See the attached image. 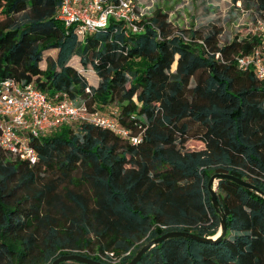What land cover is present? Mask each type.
Segmentation results:
<instances>
[{"label":"trees","instance_id":"16d2710c","mask_svg":"<svg viewBox=\"0 0 264 264\" xmlns=\"http://www.w3.org/2000/svg\"><path fill=\"white\" fill-rule=\"evenodd\" d=\"M230 2L264 13V0ZM58 5L0 0V83L65 93L141 140L81 123L32 137L34 164L0 148V264L71 254L128 264L168 232L215 242L165 239L137 264H264V196L219 180L226 233L216 240L207 191L211 176L227 174L264 193V81L236 63L258 43L248 26L221 43L215 27L173 32L158 9L135 21L138 32L111 19L79 36ZM191 141L200 148L187 149Z\"/></svg>","mask_w":264,"mask_h":264},{"label":"built area","instance_id":"2783aa9c","mask_svg":"<svg viewBox=\"0 0 264 264\" xmlns=\"http://www.w3.org/2000/svg\"><path fill=\"white\" fill-rule=\"evenodd\" d=\"M235 5L241 8L240 2ZM242 13L252 20L239 29L248 26L246 35L256 37L258 43L249 53L238 56L236 63L239 69L252 71L258 80L264 81V13L255 9ZM56 14L66 27L76 23L79 36L106 27L111 19L122 22L130 31L140 30L135 24L140 13L129 0H59ZM81 123L113 132L133 145L141 140L140 136H130L114 116L89 110L83 102L65 93L48 96L33 84L13 79L0 83V148L20 160L36 163L37 153L29 144L32 137H44L62 126Z\"/></svg>","mask_w":264,"mask_h":264},{"label":"rangeland","instance_id":"374dc122","mask_svg":"<svg viewBox=\"0 0 264 264\" xmlns=\"http://www.w3.org/2000/svg\"><path fill=\"white\" fill-rule=\"evenodd\" d=\"M135 6L140 18L147 19L158 9L168 16L173 32L189 33L192 29L200 28L206 34L210 27L222 31L221 43L228 42L244 22L252 18L242 16V10L254 9L253 5L247 6L232 4L230 0H129ZM88 82L95 85L97 78L86 73ZM193 85V82H191ZM186 148H200L199 143L191 141ZM217 183H215L216 189ZM219 231V230H218ZM89 254L92 255V252Z\"/></svg>","mask_w":264,"mask_h":264},{"label":"water","instance_id":"95a60500","mask_svg":"<svg viewBox=\"0 0 264 264\" xmlns=\"http://www.w3.org/2000/svg\"><path fill=\"white\" fill-rule=\"evenodd\" d=\"M222 179H228L233 181L235 184L244 187L246 189L255 191L257 194L264 196V193L261 192L259 189H257L254 185L241 180L239 178H236L234 176L231 175H227V174H214L213 176L210 177V179L207 182V191L210 195V203L212 204V207L215 211V213L217 214V216L220 218L221 222H220V228L218 231V234L216 235V238L214 239H221L225 233H226V223H225V217L223 215V213L221 212L220 208H219V204L217 201V195H216V190H215V183H218L219 180ZM176 237H182V238H188V239H192L194 241L197 242H201V243H211V242H215V240L213 239H208V238H201L197 235L194 234H190V233H186V232H168L165 233L164 235H162L159 238L153 239L151 241H149L148 243H146L136 254L135 256L132 258V260H130V262L128 264H137L141 257L152 247H154L155 245H157L158 243L162 242L165 239H169V238H176ZM76 262V263H80V264H101L98 261H95L93 259H89L86 257H83L81 255H77V254H71V255H64V256H60L58 258H56L51 264H60L63 262Z\"/></svg>","mask_w":264,"mask_h":264}]
</instances>
